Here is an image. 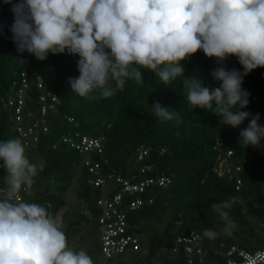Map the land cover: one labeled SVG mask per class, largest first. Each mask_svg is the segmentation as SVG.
Masks as SVG:
<instances>
[{
    "label": "trees",
    "instance_id": "trees-1",
    "mask_svg": "<svg viewBox=\"0 0 264 264\" xmlns=\"http://www.w3.org/2000/svg\"><path fill=\"white\" fill-rule=\"evenodd\" d=\"M11 8L12 4L0 0V141L21 140L14 127L15 108L6 104L23 72L32 81L25 106L32 115L25 117L26 122L40 118L43 95H56L60 101L57 111L49 112L44 119L48 131L45 133L41 126L37 135L29 139L28 147L23 143L31 162H44L43 170L34 178L32 195L23 192L26 202L44 205L56 219L62 210L70 209L66 197L76 185L77 199L85 204V214L97 220L102 214L97 204L102 193L87 181L89 172L83 163L87 156L102 164L103 173L114 170L123 176L152 164L155 167L146 177L166 175L172 182L166 188H149L143 197L146 201L151 198L153 203L129 212L130 232L141 237V249L126 253L132 255L133 264H188L190 256L182 249L178 254L172 253L176 238L183 231L202 235L208 251L207 264H227L225 258L216 254L221 244L227 249L237 246L250 252L264 250V139L260 147L244 148L239 143L241 130L257 114L259 124L264 126V68L254 69L243 78L242 88L249 93V103L240 110L250 116L238 128L220 125L221 117L209 110L193 109L187 103L183 87L186 77L197 76L209 89L221 83L211 75L221 66L220 62L206 57L202 51L182 61L186 77H178L171 84L165 85L152 72L142 70L144 83L126 80L123 90L110 98L100 97L99 89L90 94L94 98H83L72 92L68 82L69 77L80 75L79 56L65 50L56 55L49 53L41 61L27 51L19 52L11 31ZM223 66L226 70L243 71L235 56L229 57ZM39 77L43 82L41 89ZM156 103L178 112L179 122L157 118L151 107ZM65 134H71L74 140L79 139L77 134L103 137V155L80 153L63 141ZM217 144L224 152L232 151L231 161L240 167L239 189L233 172L219 175L217 171L223 160ZM141 148L148 149L149 154L139 161ZM5 175L0 172V178ZM51 186L56 187L54 191ZM229 197L239 199L226 209L236 224L226 232L225 222L210 206ZM205 229L215 231L216 238L204 237ZM193 264L200 263L195 259Z\"/></svg>",
    "mask_w": 264,
    "mask_h": 264
},
{
    "label": "clouds",
    "instance_id": "clouds-1",
    "mask_svg": "<svg viewBox=\"0 0 264 264\" xmlns=\"http://www.w3.org/2000/svg\"><path fill=\"white\" fill-rule=\"evenodd\" d=\"M12 4L11 27L19 52L38 60L49 53L78 55L79 77H69L72 92L83 98L99 89L102 98L123 90L126 80L143 82L142 70L152 72L165 85L184 75L182 61L198 51L216 58L221 66L211 75L220 86L209 89L195 75L183 82L187 103L211 111L220 125L238 128L250 116L249 93L243 78L264 68V0H4ZM235 56L243 71L223 66ZM214 102V104H213ZM161 121L180 120L179 113L151 106ZM259 114L241 130L242 147H260L264 126ZM0 161L6 175L0 185V264H94L83 249L69 242L62 223L44 205L18 197L30 193L44 162H31L19 138L0 141ZM238 197L210 208L236 227L228 211ZM217 233L205 229L203 236Z\"/></svg>",
    "mask_w": 264,
    "mask_h": 264
},
{
    "label": "built area",
    "instance_id": "built-area-1",
    "mask_svg": "<svg viewBox=\"0 0 264 264\" xmlns=\"http://www.w3.org/2000/svg\"><path fill=\"white\" fill-rule=\"evenodd\" d=\"M32 85L27 77V72H23L21 82L15 89V92L9 97L7 104L15 108V130L19 134L21 141L28 147L29 139L37 135L38 129L43 128L46 133L48 128L45 124V117L49 112H56L57 105L60 103L58 96L50 93L45 94L40 99L39 107L40 118L34 122H26L27 116L32 113L25 109L27 92ZM39 89L43 88L42 79L38 78ZM49 99L51 102L49 103ZM72 122L71 118H68ZM78 140H74L71 134H65L63 141L70 147L80 153L88 154L97 153L103 155V137L93 138L87 135L77 134ZM37 140V138H35ZM219 151V157L223 159L218 165L219 175L232 173L237 178L240 167L233 165L231 161L232 151H222L219 144L216 146ZM149 154L148 149H140L139 161L143 160ZM84 166L88 169V183L101 190L102 196L97 201L98 206L102 209V214L97 218L100 233V247L105 264L114 258L121 257L126 253H135L141 249V237L130 232L129 212L141 209L145 204H152L153 200H145L143 195L151 187L166 188L171 184V179L166 175L156 177H146L154 169L155 165H144L137 169L136 173L129 176H123L112 170L103 173L102 164L93 161L92 157L87 156L84 160ZM107 163V162H105ZM3 162L0 163V172H5ZM241 181L237 178V189L241 186ZM1 185V184H0ZM23 192L18 197L25 201ZM219 245L216 254L225 258L227 264H264V250L250 252L232 246L229 249ZM183 250L188 256V264H193L195 259L200 264H207V249L204 247V239L196 231L189 234L180 232L172 248L173 254H178Z\"/></svg>",
    "mask_w": 264,
    "mask_h": 264
},
{
    "label": "rangeland",
    "instance_id": "rangeland-1",
    "mask_svg": "<svg viewBox=\"0 0 264 264\" xmlns=\"http://www.w3.org/2000/svg\"><path fill=\"white\" fill-rule=\"evenodd\" d=\"M25 155L26 157L28 156L27 150H25ZM0 181H2V179H0ZM55 188L56 187L51 186V191H54ZM29 194L32 195L31 192ZM28 195H26V197H28ZM66 198L70 209L62 210L56 220L62 223L69 246L76 250H85L93 259L94 264H105V259L99 250L100 233L97 220L85 214V204L83 201L77 199L76 185L70 188ZM82 213L86 216L80 217L79 215ZM72 222L77 224L70 226ZM133 262L132 255L125 254L124 256L122 255L121 257L114 258L109 264H133Z\"/></svg>",
    "mask_w": 264,
    "mask_h": 264
}]
</instances>
